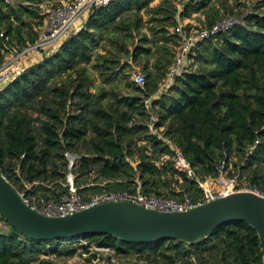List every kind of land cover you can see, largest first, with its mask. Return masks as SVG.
Returning <instances> with one entry per match:
<instances>
[{
    "label": "trees",
    "instance_id": "obj_1",
    "mask_svg": "<svg viewBox=\"0 0 264 264\" xmlns=\"http://www.w3.org/2000/svg\"><path fill=\"white\" fill-rule=\"evenodd\" d=\"M153 1L112 0L92 9L84 27L0 90V173L18 192L37 183L26 195L57 197L68 191L70 173L82 196L89 188L106 191L108 184L132 190L137 182L144 194L179 199L194 181L174 168L177 150L202 179L215 177L216 164L225 160L226 176L239 171L264 187V0H255L242 23L199 41L187 58L196 67L176 75L155 97L178 39L164 23L142 32L141 11ZM51 2L0 0V64L8 51L37 41ZM238 7L246 9L247 1L188 0L180 6L161 0L151 10L161 12L159 22L172 20V29L199 13V26L186 23L188 30L241 15ZM136 63L143 88L132 81L130 93L120 94L124 70ZM91 244L109 248L116 260L137 256L146 264H263L257 232L244 221L223 223L194 241L153 242L109 234L37 241L7 224L0 228V264H57L46 256L73 257L78 250L86 255L84 264H93ZM95 264L113 261L101 255Z\"/></svg>",
    "mask_w": 264,
    "mask_h": 264
},
{
    "label": "built area",
    "instance_id": "obj_2",
    "mask_svg": "<svg viewBox=\"0 0 264 264\" xmlns=\"http://www.w3.org/2000/svg\"><path fill=\"white\" fill-rule=\"evenodd\" d=\"M110 1L112 0H53L49 4L50 6L47 7L45 5L44 23L38 29L37 41L25 47L21 52H17L11 58L8 56V59L0 64V83L4 79L12 77L13 74L20 73L23 70V68L21 69L20 61L24 57L42 51L45 48L56 47L65 38L71 34H75L84 27L87 16L92 9L105 6ZM86 12L87 16L84 17V13ZM243 17L244 15L242 17L227 15L212 24L211 27L202 29L190 28L187 30L183 24L176 25L173 28V32L177 36L178 46L173 60L167 68L166 77L154 97L160 95L162 89L167 86L168 81L186 71L184 63L191 50L199 41L218 32L226 31L234 24L242 23ZM55 44L57 45L52 46ZM132 81L136 86L143 88L145 82L143 73L134 71ZM150 99L145 100L146 106L150 102ZM157 119V115L152 113L151 120L156 122ZM257 143L258 140L256 139L255 143L247 150V154H250L255 149ZM72 160L73 158L70 159L69 167L72 165ZM173 161L176 170L186 172L190 179L199 183L203 189V199L194 201L187 194L182 195L179 199L168 196L147 195L141 191L140 185L137 182L135 188L132 190L101 191L96 195L82 196L74 186L70 173L67 175L66 183L69 188L68 191L59 194L57 197L45 198L41 194L26 195V191L32 189L37 183L28 184L26 190L19 192V194L33 210L49 216L67 215L77 210L108 201H128L158 211H186L196 205L218 199L234 191H251L264 198V187L262 188L244 179L239 171L231 176H226L225 160L216 164L217 175L215 177L207 176L202 181L179 150L175 151ZM3 227L7 228V224L0 213V228ZM82 243H85V241ZM90 246L93 251L97 252V258L93 261V264H95L101 255H108L113 262L115 261V256L109 248L98 247L94 244Z\"/></svg>",
    "mask_w": 264,
    "mask_h": 264
},
{
    "label": "water",
    "instance_id": "obj_3",
    "mask_svg": "<svg viewBox=\"0 0 264 264\" xmlns=\"http://www.w3.org/2000/svg\"><path fill=\"white\" fill-rule=\"evenodd\" d=\"M18 74L4 79L0 90ZM0 213L17 233L37 241L86 234H109L133 242L194 241L223 223L244 221L257 232L264 264V198L251 191H234L186 211H158L133 202L108 201L49 216L33 210L0 173Z\"/></svg>",
    "mask_w": 264,
    "mask_h": 264
},
{
    "label": "rangeland",
    "instance_id": "obj_4",
    "mask_svg": "<svg viewBox=\"0 0 264 264\" xmlns=\"http://www.w3.org/2000/svg\"><path fill=\"white\" fill-rule=\"evenodd\" d=\"M160 1L161 0H154L152 2V4L150 5V7H151L150 10L141 11V14L143 16V21L145 23V28H143L142 32H146L148 34L149 33L148 32V28L149 27L159 28L162 25V23H164V25L166 24V26H168L169 33L173 32L172 26H170L172 20H167V21L164 20L162 22H159V21H157V19L161 18V16H162L161 12H156V11L151 10L156 5H159ZM168 1L174 3L175 5L177 4V5L181 6L182 3H185L188 0H168ZM246 1H247V4H248V7L246 9L243 8V7H238V9H242L241 12L244 9V11L242 13H240L242 16L243 15L245 16V14L249 13L251 11V8L253 7V5L255 3V0H246ZM46 6L48 7L50 5L46 4ZM241 15H235V16L242 17ZM86 16H87V12L84 13V17H86ZM200 16L201 15L199 13H195V14H193L191 16L190 19L183 20L182 24L185 25L187 23V24H189V27H193V26L197 27V26H199V23H200L199 22ZM167 42H168V45H172V38H169ZM56 45L57 44L52 45V46H56ZM177 46H178V44H176V49H177ZM23 49L17 50V48H16L14 50L8 51L6 53V55L11 58L13 55H15L19 51L21 52V50H23ZM49 49H52V47H49ZM195 67L196 66L191 64V61L188 62V60L186 59V61L184 63V68L185 69H188V68L194 69ZM134 71L142 72V66H141L140 63L132 64V65H130V67H128V68H126L124 70V72H125V74L127 76L125 75L126 77H122L120 79L119 89H118L120 94L130 93V91L126 87V85H127V83L132 82V75H133ZM93 74H95V72H93ZM99 82H100V80L97 77H95V84L99 85ZM164 89H165V87H164ZM69 157L71 159L72 156L69 155ZM200 180L202 181L203 179L200 177ZM100 189L101 188H89L87 190H83V194H85V195H96V194H99L101 192ZM105 189H106L105 192L120 191V190L122 191L123 187L120 186V185H116V184H108V185H106ZM187 195L190 196V198H192L194 201H199L200 199L204 198L203 189L200 187L199 183H197V182H193V183L190 184L189 191L187 192ZM5 228L3 227L2 229H5ZM82 242H84V241L80 240V243H82ZM85 242H87V241H85ZM74 244H75V242H72V243L62 242L63 246H70V245H74ZM47 257H49V259H53L57 264H84V258L86 257V255L80 256L79 255V250H78L76 255L73 256V257H66V256H63V255H60V256H54V255L46 256V258ZM118 259L119 260H116V258H115V261L113 262V264H146L141 257L139 258L137 256L118 257Z\"/></svg>",
    "mask_w": 264,
    "mask_h": 264
},
{
    "label": "crops",
    "instance_id": "obj_5",
    "mask_svg": "<svg viewBox=\"0 0 264 264\" xmlns=\"http://www.w3.org/2000/svg\"><path fill=\"white\" fill-rule=\"evenodd\" d=\"M50 50L48 48H46V49H43L42 51H38V52L30 54L29 56L24 57L20 61L21 68H25V67L29 66L30 64H32L36 61H39L42 58V56L45 54H48L50 52Z\"/></svg>",
    "mask_w": 264,
    "mask_h": 264
}]
</instances>
